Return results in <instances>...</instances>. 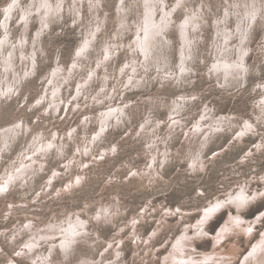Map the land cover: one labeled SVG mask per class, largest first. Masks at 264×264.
Listing matches in <instances>:
<instances>
[{
  "label": "rangeland",
  "instance_id": "374dc122",
  "mask_svg": "<svg viewBox=\"0 0 264 264\" xmlns=\"http://www.w3.org/2000/svg\"><path fill=\"white\" fill-rule=\"evenodd\" d=\"M9 1L0 0V17ZM175 1L168 0L167 6L174 4ZM102 2L103 8L99 10L98 15L107 16L105 23L107 33L113 35L117 30L116 0H102ZM210 2L213 5L217 3L216 0ZM86 7L87 5L85 9L83 8V19L90 16V10ZM174 13L178 22L183 19V12ZM207 20L210 24H203L200 32L205 39L198 40L196 48L199 54L198 48L203 47L200 54L205 56L206 60L204 62L200 57L194 58L191 64L190 84L187 83L185 89H181H184L182 91L184 94H200L196 101L197 106L195 103L194 106L191 105L193 107L191 117H196L206 106L205 104H209L216 117L234 115L237 123L241 124L244 119L253 118L252 109L260 94L253 92L252 88L264 76V60H260L259 48L263 41L264 26L260 21L249 25L252 30L247 34V43L251 50L249 56L245 57L249 71L243 85V88L249 91L240 93L237 89L225 90L215 86L211 81L212 78L208 77L209 57L206 44L208 42L210 44L209 38L214 27L211 15L207 16ZM1 21L2 19L0 24ZM72 21L73 15L66 13L61 21H54L50 24V28L42 32L39 38L41 50L38 48L35 73L30 78L22 79V85L18 86L17 92L12 97L0 98V125L5 126L15 121L29 125V131L25 136L20 135L8 150L0 152V264H163L164 256L170 251L176 238L183 233L184 225H195L197 222L195 220L200 216L203 206L212 199L217 196L222 197L245 184V191L249 195L264 189V183L260 179L264 175V147L257 150L255 144L258 141L256 137L251 136L243 142L235 141L233 147L228 149L226 145H231V139L227 140L228 135L222 134L216 147L222 146L223 153L213 158L209 152L214 150L215 146L205 151L208 152L204 153L206 168H195L193 171L190 162H187L188 144L183 142V137L180 142L174 141L171 144L173 147L168 152V156L172 161L168 160V164H162L164 144L167 139L163 141L164 144L159 142L166 136L168 129L160 126V129L156 130L157 137L151 138L153 143L150 141L151 135L150 137L140 135V120L144 117L146 108L152 106L151 103L149 106L144 99L148 94H152L157 96L155 98L157 104L160 100L161 104L171 103L179 89L174 85L153 84L148 87L147 92L144 89L119 87L121 100L124 96L130 100L131 105L129 104L127 110L133 126L127 122L129 131L121 126L109 127V130L104 131L102 140L94 147L93 157L91 154L81 155L80 150L89 143L87 138L90 135L94 136L97 126L96 123L89 122L84 135L81 126L83 118L90 113L92 116H97L99 112V107L94 106L89 99L91 93L89 98L79 100L80 105L71 107L69 100L71 101L74 96L73 89L65 88L62 95L64 100L68 99L69 104L62 102L57 110H50L48 105L45 106V102L37 101L38 97H43L41 92L44 94L46 90L48 82L43 87L44 76L52 68L54 60L58 57L65 67L68 66L74 50L80 43L81 27H78V24H71ZM178 22L177 24H180ZM12 23L11 30L14 34H11L15 39L22 30H19L21 22L17 23L15 17ZM29 27L28 31L33 38L40 27L38 19L31 21ZM0 32L2 34L3 31L0 29ZM167 33L175 44L179 38L177 28H171ZM129 40H134L131 32H127L123 37L126 43ZM173 47L170 50L172 66L176 65L174 61L178 57ZM127 57H130L128 52L121 50L115 57V66L121 67ZM125 89L127 92L124 91ZM150 110L154 109L148 108L147 115ZM156 111V117L163 119L167 116L166 107H157ZM190 125L192 126V123ZM259 127L260 131L264 130L263 125ZM73 129L76 133L75 138L70 140V131ZM99 130L100 128H97V132ZM178 130L181 132L180 129ZM38 134H41L45 141L54 137L59 146L61 142H66L65 155H58L56 148L53 147L45 154L36 155L43 161L42 166L29 160L35 154V136ZM158 146L161 147L159 161L156 160L152 164L151 153L157 154ZM103 147L106 148L105 153L102 152ZM248 151H251L250 155L245 156ZM19 162L27 164L26 170L20 171V168H17ZM68 162H70L69 166ZM83 164L85 166H82ZM177 206L182 208L183 212L178 211ZM107 207L118 212L112 223L101 219L108 214ZM230 208L233 212L237 211L233 207ZM262 208L264 210V199L250 204L241 212L248 219H254ZM100 214H102L101 218H99ZM227 215L228 209L220 214L217 212L203 227L208 233H215L226 220ZM78 217L88 220L86 227L89 230L85 235H80L77 241H72L69 249L64 251L59 246L62 237L59 234L64 231L63 227H68V224L76 221ZM263 230L264 216L257 221L255 230L251 234L234 229L215 245L212 239L207 238L208 235L202 237L198 235L193 241L196 247L193 250L198 254L214 248L226 258H232L229 264H242L250 247L259 239ZM192 232L193 230L191 234ZM31 241H35L36 244L31 245Z\"/></svg>",
  "mask_w": 264,
  "mask_h": 264
},
{
  "label": "bare ground",
  "instance_id": "6f19581e",
  "mask_svg": "<svg viewBox=\"0 0 264 264\" xmlns=\"http://www.w3.org/2000/svg\"><path fill=\"white\" fill-rule=\"evenodd\" d=\"M216 2L213 5L210 0H176L174 4L167 6L168 0H116L115 17L117 15V19L115 22L117 30L113 35H108L105 24L107 16L100 17L98 15L99 10L103 8L102 0H10L0 17L2 19L0 29L3 31L0 34V98L2 96L12 97L17 92L18 86L22 85V79L33 76L36 64H38V48L41 50L40 35L44 30L50 28L51 23L61 21L66 13H70L73 15L71 24H78V27H81L79 31L80 43L73 54L71 53L72 58L68 62V66L65 67L58 57L54 60L52 68L44 76L43 87L48 82L46 90L44 94L41 92L43 97H38L37 101L38 103L45 102V106L48 105L50 110H57L62 102L67 103L68 99L64 100L62 95L65 88L73 89L74 96L71 101L69 100L71 107L80 105L79 100L89 98L91 93L89 99H91L90 101L93 102L94 106L99 107V112L97 116H92V113L89 114L90 116L87 115V112L84 113L88 116L83 118L84 121L81 124L84 135H86V126L89 122H94L97 126L94 130V136L91 137L90 135L87 138L89 143L80 150L81 155L91 154L93 157L94 147L102 140L104 131L109 127L115 125L128 130L127 122H130V126H133L131 116L127 110L130 100L126 99L125 96L121 100L119 87L144 89L147 92L148 87L153 84L160 86L163 84L174 85L175 88L179 89L177 96L173 98L172 102L170 101L171 103L164 102L161 104L160 100L157 104L155 99L157 96L148 94V97L144 100L148 104L151 103L152 106L149 104L150 107L146 108L144 117L140 120V124L138 123L140 125V135L145 137L151 135L150 141L152 143L153 139L151 138L157 135L156 130L160 129V126L168 129V131L166 130V136L159 142L164 144L167 139L164 144L162 164H166L168 160L172 161V158L168 156V152L173 147H171V144L174 141L180 142L183 137V142L188 144L187 162H190L193 171H195V168H206L204 153L208 152L205 151L215 146L214 150L209 152L213 155V158L223 153L222 146L216 147L222 138V134L228 135L227 140L231 139V145H226L228 149L233 147L232 144L235 141L243 142L251 136L256 137V141H258L255 148L257 150L261 149L264 147V130L260 131L259 126H264V76L252 88L253 92L260 93L252 109L253 118L244 119L241 124L237 123L234 115L216 117L214 110L210 107L211 105L208 106L209 104H205L206 106L196 117H191L193 114L191 105L194 103L196 105L200 94L193 93L189 95L182 92L187 83L190 84V78L192 77L190 75L191 64L194 58L200 57L201 61L204 62L206 60L205 56L200 54L203 47L198 48L199 54L196 48L197 41L205 39L200 32L203 24H210V21L207 20L209 15H211L214 31L209 38L210 44L209 42L206 44V52L209 57L208 77L212 78L211 81L214 82L215 86L222 89H237L240 93L249 91V89L243 88L249 71L245 57L251 50L245 32L249 28V24H256L260 21L264 26V0H216ZM85 5L90 10V18L87 16L83 19ZM174 12H183L184 14L183 19L179 20L180 24H177L178 19L176 20ZM15 17L17 23L21 22L19 30H22L13 39L14 36L11 33L14 34V32L11 30V25L14 23H12V19ZM36 18L40 27L32 38L28 28H30L29 23ZM79 21L81 22L79 23ZM171 28H177L178 30L179 38L175 44L167 33ZM127 32L132 33L134 40H129L126 43L123 41V37ZM203 43L205 44V41ZM172 47L175 48L176 54H178L174 61L176 65L173 64V66L170 62ZM259 48L261 52L260 60L262 61L264 60V35ZM121 50L128 52L130 57H127L126 62L117 68L114 60ZM258 67L260 66L258 65ZM257 72H259L258 68ZM124 91L127 92V89ZM117 94L118 96H116ZM82 105L81 107H83ZM157 107H166L167 116L165 118L156 117ZM148 108L154 110H150L147 115ZM190 118L193 119L190 120ZM191 123L192 126H189ZM97 128H100L98 132ZM28 131L29 125H24L23 122L19 123V121L0 127V152L8 150L12 143L19 139L20 135L25 136ZM70 133V140H74L75 129L71 130ZM41 136V134L35 136V154L29 160L31 159L42 166L43 161L39 160L36 155L39 153L45 154L53 147L56 148L58 155H65L67 152L64 149L66 142H61L59 146L54 137L52 139L47 138L45 141ZM103 151L105 153L106 148L103 147ZM160 151L161 147L158 146V153H151L152 160H150L152 164L156 160L159 161ZM248 152L245 156L250 155L251 151ZM70 162L67 163L68 166ZM84 164L82 166H85ZM17 168H20V171L26 170L27 164L20 163ZM157 172L159 171L157 170ZM260 179L264 183V175ZM10 180L12 181V178ZM245 190L246 184L237 187L236 190H232L222 197H215L203 206L200 216L195 220L197 221L195 225H184L183 233L176 238L172 248L164 256L163 264H229L232 258H226L222 255L223 253L216 252L214 248L210 251L200 252L199 255L196 254L197 252L194 251L196 249L195 242L193 243V241L198 235L199 237L208 235L207 238L212 239L215 245L216 242L234 229L251 234L255 230L257 221L264 216V210L263 208L259 210L254 219H248L241 211L250 204H255L264 199V189L261 192L255 191L252 195L247 194ZM230 207L235 208L237 211H231L232 208ZM176 209L182 211V208L180 209L178 206ZM226 209H228L226 220L215 233H208L204 228L205 223L212 215L217 212L220 214ZM172 211L174 210L172 209ZM107 213L104 217H102L103 213L100 214L99 218L102 217L101 219H104L105 222L112 223L118 212L107 207ZM87 223L88 220L78 217L76 221L69 223L68 227H63L64 231L59 234L62 236L59 246L64 251L69 249L72 241H77L78 237L85 235L86 231L89 230L86 227ZM191 230H193L192 234ZM35 244V241H31V245ZM242 264H264V230L259 239L250 247V251L243 259Z\"/></svg>",
  "mask_w": 264,
  "mask_h": 264
},
{
  "label": "water",
  "instance_id": "95a60500",
  "mask_svg": "<svg viewBox=\"0 0 264 264\" xmlns=\"http://www.w3.org/2000/svg\"><path fill=\"white\" fill-rule=\"evenodd\" d=\"M249 25H251V24H249ZM251 28V27H250ZM250 28L249 29H247V32H245V35H247L248 33H249V31H250ZM247 40V39H246ZM250 54V53H249ZM249 54H247L246 55V57H248L249 56ZM213 216V215H212Z\"/></svg>",
  "mask_w": 264,
  "mask_h": 264
}]
</instances>
